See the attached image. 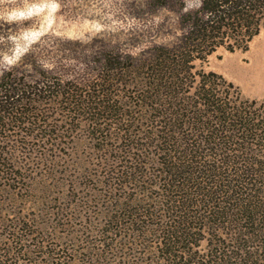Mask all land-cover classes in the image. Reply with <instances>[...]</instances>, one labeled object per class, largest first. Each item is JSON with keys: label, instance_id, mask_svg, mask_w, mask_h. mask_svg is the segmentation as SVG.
I'll return each instance as SVG.
<instances>
[{"label": "trees", "instance_id": "trees-1", "mask_svg": "<svg viewBox=\"0 0 264 264\" xmlns=\"http://www.w3.org/2000/svg\"><path fill=\"white\" fill-rule=\"evenodd\" d=\"M196 1H118L143 18L177 14L174 39L163 19V39L137 57L64 49L53 65L2 72L0 137L78 124L97 153L84 169L96 173L70 181L58 217L0 216V264H264V100L196 67L221 48L246 52L264 29V0Z\"/></svg>", "mask_w": 264, "mask_h": 264}, {"label": "rangeland", "instance_id": "rangeland-1", "mask_svg": "<svg viewBox=\"0 0 264 264\" xmlns=\"http://www.w3.org/2000/svg\"><path fill=\"white\" fill-rule=\"evenodd\" d=\"M118 1L68 0L58 5L56 0H0V17H3L0 18V75L20 63L30 71V63L35 59L53 65L55 60L50 58L51 54L64 49L92 61L105 48H119L124 57H137L151 41L157 43L163 39L157 30L163 19L171 32L167 39H174L176 13L161 10L143 18L138 7L122 9ZM185 2L188 8L197 5L196 0ZM145 26L151 32L146 42L142 36ZM26 45V51L13 64L2 63L3 57L11 58ZM27 53L31 56L22 60ZM196 67L223 75L239 86L246 98L264 100V29L246 52L230 53L221 48L206 62L197 61ZM238 70L259 77L258 81L251 86L242 83L234 75ZM56 129L53 135L42 129L27 136L6 131L0 137V145L6 151L0 154L5 160L3 164L14 172L12 176L0 170V216L11 219L19 216L20 220L30 219L33 224L48 216L58 217L51 211L72 200L74 191L70 181L78 180V173L80 176L96 173L91 165L84 170L97 153L92 129L78 124ZM21 175L25 178H20Z\"/></svg>", "mask_w": 264, "mask_h": 264}, {"label": "bare ground", "instance_id": "bare-ground-1", "mask_svg": "<svg viewBox=\"0 0 264 264\" xmlns=\"http://www.w3.org/2000/svg\"><path fill=\"white\" fill-rule=\"evenodd\" d=\"M234 75L238 79H240L242 83L247 84L249 86H251L252 84H254L255 82H257L258 81L257 79L259 78L257 76L255 77V76H252L250 74H246V73H244V72H242L240 70L234 72Z\"/></svg>", "mask_w": 264, "mask_h": 264}, {"label": "clouds", "instance_id": "clouds-1", "mask_svg": "<svg viewBox=\"0 0 264 264\" xmlns=\"http://www.w3.org/2000/svg\"><path fill=\"white\" fill-rule=\"evenodd\" d=\"M0 18H3V17H0ZM11 18H13V17H10V19ZM26 49H27V45L25 46V49L24 50H22L21 52H17L11 58H9V57H3L2 58V63H6V64H9V65L13 64L14 61H16V60H18L20 58V56L22 55L23 51H26Z\"/></svg>", "mask_w": 264, "mask_h": 264}]
</instances>
